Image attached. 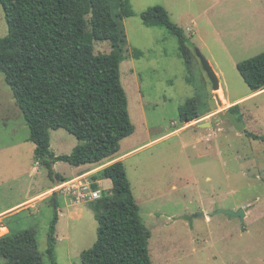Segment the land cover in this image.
I'll return each instance as SVG.
<instances>
[{
  "label": "rangeland",
  "instance_id": "obj_1",
  "mask_svg": "<svg viewBox=\"0 0 264 264\" xmlns=\"http://www.w3.org/2000/svg\"><path fill=\"white\" fill-rule=\"evenodd\" d=\"M124 1H117L115 12ZM127 4L132 15L119 20L126 35L119 73L135 130L123 139L120 153L110 158L132 150L122 162L149 233L152 264H264V143L245 134L264 135V88L252 92L237 70L240 61L264 51V0H127ZM154 5L164 6L175 23L183 24L177 23L190 41V67L178 54L176 36L141 21L140 13ZM203 11L198 25L189 31L186 26L191 18ZM6 32L0 6V37ZM93 50L108 53L111 44L95 40ZM197 50L220 77L224 100L219 88L212 89ZM136 51L142 54L136 57ZM250 93L255 94L247 97ZM240 97L245 98L235 115L245 128L238 132L228 119H215ZM188 98L195 99L200 115L215 111L202 120L211 126L200 127L191 121L183 127L179 110ZM58 131H62L58 143L76 139L66 130ZM28 134L0 71V210L23 200L34 177L38 181L33 189L51 179L43 164L39 167L43 178L27 176L30 154L25 146L33 145ZM13 173L18 177L12 178ZM88 177L99 188L93 176ZM52 199L5 220L11 234L25 229L35 232L41 264H50L46 248L56 212ZM92 202L77 203V207L88 204L82 215L64 213L55 225L58 264H82L80 253L93 245L97 222ZM240 208L245 212L243 218L216 212ZM6 233V228H0V236ZM0 264H5L1 256Z\"/></svg>",
  "mask_w": 264,
  "mask_h": 264
},
{
  "label": "trees",
  "instance_id": "obj_2",
  "mask_svg": "<svg viewBox=\"0 0 264 264\" xmlns=\"http://www.w3.org/2000/svg\"><path fill=\"white\" fill-rule=\"evenodd\" d=\"M117 1L0 0L7 25L0 37V71L28 126L35 159L57 183L65 180L54 170L55 161L75 166L99 163L117 153L121 140L135 130L119 73L126 43L119 20L131 16L132 10L125 0L115 12ZM140 18L144 25L164 27L176 36L178 54L190 67L189 38L164 6L148 7ZM95 40L109 41L110 52L95 54ZM141 54L136 51L135 56ZM237 70L252 92L262 90L264 51L240 61ZM238 104L230 111L237 114ZM198 118L195 99L188 98L179 119L186 124ZM60 128L79 142L71 153L54 155L49 132ZM245 134L264 143V135ZM98 177L110 179L112 186L90 204L97 222L96 239L80 253L82 264H152L149 233L123 162L104 166L93 179ZM57 219L55 212L47 237L50 264H58L54 257ZM0 256L5 264H41L35 232L25 229L1 235Z\"/></svg>",
  "mask_w": 264,
  "mask_h": 264
},
{
  "label": "crops",
  "instance_id": "obj_3",
  "mask_svg": "<svg viewBox=\"0 0 264 264\" xmlns=\"http://www.w3.org/2000/svg\"><path fill=\"white\" fill-rule=\"evenodd\" d=\"M203 13H206V11L201 12V14L199 16H195L194 18H191L188 25L186 26L189 31H192L191 28L196 27L198 25V18L201 17L202 15H204ZM176 22L180 25H183L179 21H176ZM181 28L183 29V27H181ZM253 94H255V93H250L247 95V97L251 96ZM245 97H240V98L234 99V101L231 104L239 103ZM213 114H215V111H211L209 113L200 115V118H198L197 120H193L192 122H197L196 126H198V123L204 122V121H202L203 118H205L207 116H212ZM192 122H188V123L184 124L183 127L189 125ZM58 130H62V128L55 129V130L52 129L49 132L50 149L54 153V155L67 154L66 151L71 152L73 150V148L75 147V145L78 144L79 141L77 139H71L69 137L70 139L63 141L64 142L63 144L58 143L59 142L58 139H62V133H61L62 131H58ZM122 143H123V140H121V142H120L119 151L117 153H115L113 156L120 153V151L122 150ZM66 144H69V146L65 147ZM25 147L27 148V151L30 154V160H29L28 165H27V171H28L27 176L29 178H32L34 176L39 175L40 177L43 178V171L39 170L41 163L38 160H36L34 157V153H33L34 144L29 145V146L27 145ZM142 147H143V145H140L136 149H141ZM63 149H67V150H63ZM131 152H132V150L125 152V153H122L123 155H121L120 157L106 158V159H104L106 161H104L103 163H101L95 167H91V166H94L97 163H85V164L75 166V165H71V164L64 162V161H55L53 164V168L62 177H64L65 181H67V180H69L75 176L84 174V173H88V174H91L92 176H94V175L98 174V172L104 166H107L116 160L124 161V159L126 158V154L129 155ZM33 158H34V161H33ZM62 162L66 163L68 165H63ZM16 177H18L17 174L13 173L12 178H16ZM35 181H38L35 177H34L33 181H30V182H32L31 187L28 188L27 194L23 200H20L14 204L2 209V210H0V228H6L7 233H11V230H10L8 224L5 223V220L9 216H11L13 213L15 215V214H19L23 211H30L31 212L33 210H36L38 208L39 204H42L43 202H46L47 200H50L51 198H53L52 200L55 204L56 212H57V216H58L56 225H58L60 218L63 216L64 213H66L70 217L74 214L75 211H78L76 215L79 216V215H82V212L84 210V206L88 205V204H81L82 207H77L76 206L77 203L73 202L71 199H68L67 195L62 193L61 190L57 189L58 184H60L62 182L57 183V182L53 181L52 179H50L49 183L42 184L39 188L33 189V183H35ZM65 181H63V182H65ZM94 181L96 182L97 187H99V189H101V191L102 190H110V188L112 186L111 180L107 179V178L98 177ZM108 185H109V187H108ZM54 196H55V199H54ZM89 209H90V206H89ZM209 219L210 218L207 216L206 220H209Z\"/></svg>",
  "mask_w": 264,
  "mask_h": 264
},
{
  "label": "water",
  "instance_id": "obj_4",
  "mask_svg": "<svg viewBox=\"0 0 264 264\" xmlns=\"http://www.w3.org/2000/svg\"><path fill=\"white\" fill-rule=\"evenodd\" d=\"M196 53L200 59V63H201L203 70L207 74L212 84V89L217 90L220 86V81H221L220 77L214 71L213 67L211 66L207 58L203 54H201L198 50L196 51ZM219 119H228L232 123L235 130L238 132L242 131L245 128L244 122L239 120L236 117L235 113L230 110H226L225 112L219 113L218 118L215 120H219ZM198 126L200 127L211 126V123L209 121H204V122L198 123ZM216 212L226 213L234 217L239 216L241 218H243V216L245 215V212L243 211L242 208L238 209L237 211L218 209Z\"/></svg>",
  "mask_w": 264,
  "mask_h": 264
},
{
  "label": "built area",
  "instance_id": "obj_5",
  "mask_svg": "<svg viewBox=\"0 0 264 264\" xmlns=\"http://www.w3.org/2000/svg\"><path fill=\"white\" fill-rule=\"evenodd\" d=\"M92 183L88 173H84L58 184L57 189L68 194L75 203L90 202L102 195L99 188H93Z\"/></svg>",
  "mask_w": 264,
  "mask_h": 264
},
{
  "label": "bare ground",
  "instance_id": "obj_6",
  "mask_svg": "<svg viewBox=\"0 0 264 264\" xmlns=\"http://www.w3.org/2000/svg\"><path fill=\"white\" fill-rule=\"evenodd\" d=\"M218 92H219V96L224 100V98H223V92H222V90H221V88L219 87V90H218ZM225 97V96H224Z\"/></svg>",
  "mask_w": 264,
  "mask_h": 264
}]
</instances>
